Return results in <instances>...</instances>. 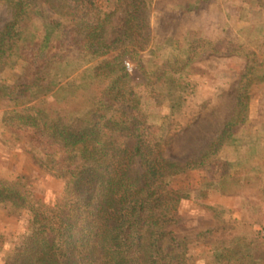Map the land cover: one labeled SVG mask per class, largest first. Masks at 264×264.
I'll return each instance as SVG.
<instances>
[{
	"label": "trees",
	"instance_id": "16d2710c",
	"mask_svg": "<svg viewBox=\"0 0 264 264\" xmlns=\"http://www.w3.org/2000/svg\"><path fill=\"white\" fill-rule=\"evenodd\" d=\"M119 1L10 0L13 16L0 30V93L16 105L3 119L63 183L45 201L0 177V197L21 200L35 225L31 262L17 264H264V239L250 226L186 228L196 218L194 191L210 189L215 172L227 169L229 139L250 110L264 108L254 103L264 58L236 41L238 22L264 0H230L226 27L218 10L209 14L214 0H124L123 29L105 40ZM190 14L205 28H190ZM179 38L188 39L187 52L169 49ZM148 48L156 55L149 69ZM206 51L240 55L239 67L221 73L239 79L235 104L244 121L225 122L200 159L168 160L165 128L195 94V62ZM126 58L142 71L138 90ZM79 69L74 86L63 88L61 80ZM49 95L57 98L46 104Z\"/></svg>",
	"mask_w": 264,
	"mask_h": 264
},
{
	"label": "rangeland",
	"instance_id": "374dc122",
	"mask_svg": "<svg viewBox=\"0 0 264 264\" xmlns=\"http://www.w3.org/2000/svg\"><path fill=\"white\" fill-rule=\"evenodd\" d=\"M149 1L153 6L159 3L158 0ZM117 7L112 22L102 32L105 40L113 39L123 29L126 2L119 1ZM217 10L221 16L220 23L224 27L230 25L233 14L230 0H214L209 14L213 17ZM12 16L10 0H0V30L11 21ZM184 21L192 29L205 28L202 17L190 14L184 17ZM236 31L240 47L245 45L256 50L260 58H264V8H254L251 16L245 17L242 23L238 22ZM188 46L186 38L168 41L170 50L187 52ZM155 57L154 51L149 48L142 51V59L148 69ZM242 58L246 59L245 56ZM125 64L132 72V89L138 90V83L143 81L142 71L131 58H126ZM10 65L14 66L15 61ZM195 65L198 68L195 76L199 80L196 92L169 118L165 128L163 153L168 160L180 163L200 159L225 122L230 119L244 121L235 104L239 79L221 73L222 69L232 65L239 67L240 55L235 51L227 54L206 51L197 57ZM81 74L79 69L63 78L60 85L65 89L74 86ZM263 87V82L257 87L254 103L258 107L264 105V98L260 97ZM6 97L0 93V177L26 186L34 199L52 201L60 195L63 183L35 158L26 139L18 138L6 125L3 115L16 105L15 100ZM56 98V95L44 96L43 101L50 104ZM245 123L241 124L223 150L224 157L229 160L227 169L223 167L222 172H215L210 189L194 191V200H189L192 208H188L192 209L193 218H196L186 228L190 224L199 231L206 226L216 228L225 224L235 227L242 223L244 228L250 226L264 239V108L256 114L250 110ZM16 200L19 202L0 197V264L29 263L33 256L29 247L34 237V221H31V214L21 200ZM217 233L213 232L212 237ZM21 246L23 248L18 249Z\"/></svg>",
	"mask_w": 264,
	"mask_h": 264
}]
</instances>
